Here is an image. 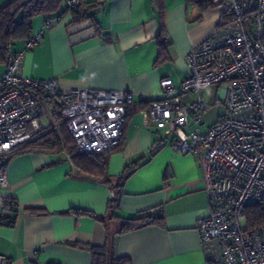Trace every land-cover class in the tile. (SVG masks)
Instances as JSON below:
<instances>
[{
    "label": "crops",
    "instance_id": "crops-1",
    "mask_svg": "<svg viewBox=\"0 0 264 264\" xmlns=\"http://www.w3.org/2000/svg\"><path fill=\"white\" fill-rule=\"evenodd\" d=\"M10 1L0 0V7ZM86 2L90 8L84 16L74 19L56 10L48 28L45 16H35L36 43L27 49V38L15 40L10 51L21 56L20 73L26 77L55 79L65 88L132 93L123 136L106 153L111 182L78 172L65 152L33 149L6 157L8 187L1 193L16 200L17 212L12 225L0 224V254L8 264H92L87 246L107 245L130 264H205L197 230L198 220L209 213L202 166L195 154L173 151L171 136L145 121L142 111L146 99L160 95L162 78L179 85L187 73L186 54L215 32L223 8L201 10L188 0ZM161 37L166 46L160 53ZM6 67L0 57V75ZM213 87L216 96L208 97L201 133L222 114L214 105L224 102L222 86H205L201 95L207 101L205 92ZM195 98L181 97L185 104ZM52 106L40 113L43 129L58 123ZM189 123L194 127L191 117ZM133 164L138 166L124 181L112 212L115 180ZM138 216L155 221L120 232L123 219Z\"/></svg>",
    "mask_w": 264,
    "mask_h": 264
},
{
    "label": "built area",
    "instance_id": "built-area-1",
    "mask_svg": "<svg viewBox=\"0 0 264 264\" xmlns=\"http://www.w3.org/2000/svg\"><path fill=\"white\" fill-rule=\"evenodd\" d=\"M81 1L61 0L57 12L78 19ZM209 1L223 8L215 32L188 51L179 85L170 77L160 80V95L146 99L142 114L171 136L169 146L195 154L202 166L209 213L197 230L205 264H264V225L247 229L244 215L245 207L264 197V0ZM53 23L47 15L44 27ZM37 39L29 36L26 48ZM6 47L7 67L0 75V217L7 198L1 193L8 187L6 157L26 146L47 150L49 131L60 125L41 127L45 107L59 106L61 124L80 154H103L119 144L132 102L129 91L65 88L55 79L26 77L21 56ZM208 85L223 87L225 111L201 133L198 125L211 104L201 89ZM183 94L196 98L185 104ZM0 264H8L1 254Z\"/></svg>",
    "mask_w": 264,
    "mask_h": 264
},
{
    "label": "trees",
    "instance_id": "trees-1",
    "mask_svg": "<svg viewBox=\"0 0 264 264\" xmlns=\"http://www.w3.org/2000/svg\"><path fill=\"white\" fill-rule=\"evenodd\" d=\"M195 3L201 10L212 7L213 5L209 0H188ZM61 0H12L3 7H0V57L5 62L7 53V44L19 39L28 38L31 36V23L32 19L38 15H51L54 13ZM90 8V5L86 0H82L79 4L78 14L84 16L86 10ZM158 44L161 50L165 48L166 43L163 38L158 39ZM53 104V103H52ZM52 113L55 121L60 123L58 128L49 131L52 136V141L45 142V146L49 149V152L59 154L65 152L69 160L72 162L78 172L97 176L100 180L110 183V178L107 174V154H80L75 146L74 140L64 124L62 123L60 108L57 104H53ZM129 108V105L127 106ZM160 146L156 145L152 152H155ZM31 146H26L22 149L16 150L9 154L10 158L14 154L24 153L31 151ZM59 160V159H58ZM6 162V161H5ZM138 165H130L124 172H122L115 180L113 185V194L110 198L108 208L115 210L118 208L120 197L123 194V183L131 172ZM3 214L1 215L0 224L12 225L16 212L17 202L14 198L7 197L2 201ZM34 211H40V209H33ZM76 212V210L74 211ZM244 215L246 221V228L250 229L264 225V197L261 201L249 205L244 208ZM155 219L149 216H138L128 219H123L121 231H127L134 228H138L145 223L154 222ZM92 254V264H130V259L127 256L116 255L114 248L107 245L103 246H87ZM207 264H213L208 262Z\"/></svg>",
    "mask_w": 264,
    "mask_h": 264
},
{
    "label": "rangeland",
    "instance_id": "rangeland-1",
    "mask_svg": "<svg viewBox=\"0 0 264 264\" xmlns=\"http://www.w3.org/2000/svg\"><path fill=\"white\" fill-rule=\"evenodd\" d=\"M215 87H213V88H211V89H209V90H206V92L205 93H207L208 95H207V102L208 103H210V101H209V96H211V97H213V96H216V91H217V89L215 88ZM202 90V89H201ZM216 90V91H215ZM206 99V98H205ZM214 105H215V107L217 108V110L216 111H219V112H224L225 111V103L224 102H222V100H218L217 102H214ZM214 105H212V107H210L208 110H211L212 108L214 109ZM215 108V109H216ZM43 122H44V119L42 120ZM169 146V145H168ZM173 151H175L171 146H169ZM178 152H180V151H178ZM182 153V152H181Z\"/></svg>",
    "mask_w": 264,
    "mask_h": 264
}]
</instances>
